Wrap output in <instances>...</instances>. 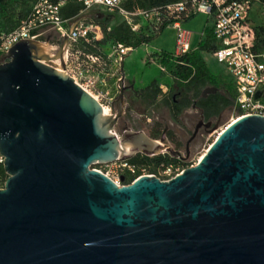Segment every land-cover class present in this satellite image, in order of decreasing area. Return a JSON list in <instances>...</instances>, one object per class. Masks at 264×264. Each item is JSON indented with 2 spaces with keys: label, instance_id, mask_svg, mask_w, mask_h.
<instances>
[{
  "label": "water",
  "instance_id": "95a60500",
  "mask_svg": "<svg viewBox=\"0 0 264 264\" xmlns=\"http://www.w3.org/2000/svg\"><path fill=\"white\" fill-rule=\"evenodd\" d=\"M68 48L21 40L0 64V264H264V116L235 120L171 181L120 187L91 168L181 152L144 131L119 136L134 87L106 115L67 73Z\"/></svg>",
  "mask_w": 264,
  "mask_h": 264
},
{
  "label": "built area",
  "instance_id": "2783aa9c",
  "mask_svg": "<svg viewBox=\"0 0 264 264\" xmlns=\"http://www.w3.org/2000/svg\"><path fill=\"white\" fill-rule=\"evenodd\" d=\"M125 1L79 0L84 7V12L100 8L108 13L117 14L132 26L134 31L141 27L140 24H136V19L151 21L156 18L160 22L158 13L127 11L123 7ZM256 5L251 0H189L168 7L169 14L176 19L170 26L178 31L176 51L173 53L175 58L193 51L191 50L192 33L182 27L183 15L204 13L211 19L216 47L213 56L226 68L232 78L237 91L233 110L240 114V117L264 116V100L261 95L264 91V53L256 51L257 34L253 22ZM63 6L64 2L56 4L50 0H39L31 17L24 21L18 30L2 36L0 55L5 57L8 51L21 40L41 41L49 32L56 33L61 42L69 37L66 55L67 73L102 105L106 115H110L120 89L126 86L125 81L120 78L114 86L110 87L107 80L111 70L108 63L110 58L106 60L104 56L84 53L75 48L80 40L89 42L92 38L96 41L98 33L102 32L98 26H85L79 23L70 34L72 25L67 26L68 22L64 21L60 15ZM113 49L112 54L115 57L114 62L119 76L123 58L133 49L121 44L113 46ZM161 69L162 72H166L165 68L161 67ZM4 161V157L0 154V189L4 188L8 179L6 172L3 175L1 171V167L4 168ZM196 165V163L187 166L168 163L161 165L155 172H151L145 165H134L126 160H119L111 164L95 165L91 169L104 174L122 187L131 185L145 176L171 181L183 174L186 169Z\"/></svg>",
  "mask_w": 264,
  "mask_h": 264
},
{
  "label": "trees",
  "instance_id": "16d2710c",
  "mask_svg": "<svg viewBox=\"0 0 264 264\" xmlns=\"http://www.w3.org/2000/svg\"><path fill=\"white\" fill-rule=\"evenodd\" d=\"M38 1L0 0V41L4 34L9 35L18 30L22 23L31 17ZM50 1L56 4L64 2L60 15L64 21L68 22L67 26H71L73 23L79 21L84 14V7L79 0ZM186 1L189 0H126L123 7L129 12H153L159 14L157 16L160 22L156 18H153L151 21L136 19V24H140L141 26L137 31H134L133 27L117 14L108 13L100 8L86 11L90 15L87 16L85 23H80L85 26H98L103 34V39L99 42L92 38L89 42L80 40L75 48L78 49L77 46L82 43L91 48H93V44L98 45L100 48L99 53L95 55H101L105 58V49L107 47L121 44L127 48L137 49L140 46L148 45L175 22L176 19L169 14L168 7ZM251 1L264 6V0ZM100 14H102V17H99ZM195 16L184 14L181 20L185 22ZM116 18H121V21L113 25ZM210 22L211 19L209 18L208 23ZM255 30L257 34L256 51L264 53V25L260 27L255 25ZM41 41L45 40L41 39ZM61 43L59 38L51 41V44L56 46ZM215 49L213 29L211 26H207L205 37L201 41L198 50L192 51L180 58H175L173 54L165 52L154 53L152 57L156 59L157 63L165 68L166 72L169 71L172 74L175 81V89L173 87L169 93L163 94V90L158 86V82L153 81L144 89H136L135 94L148 107H153L161 102L172 112L175 118L195 104L202 111L205 119H218L226 110L233 109L237 98V91L231 80L212 74L204 61L202 53H214ZM80 51L84 52L83 50ZM4 58L0 55V60ZM149 62L147 61V64ZM131 84L134 85L132 82ZM207 88H216L218 91L204 98L203 91ZM261 95L264 100V91L261 92ZM156 126L157 130H154L152 135H160L162 132L161 127L158 124ZM126 161L134 165H145L151 172H155L161 165L168 163L187 166L186 162L173 158L169 154H161L154 157L138 154ZM1 171L5 175L3 167H1Z\"/></svg>",
  "mask_w": 264,
  "mask_h": 264
},
{
  "label": "rangeland",
  "instance_id": "374dc122",
  "mask_svg": "<svg viewBox=\"0 0 264 264\" xmlns=\"http://www.w3.org/2000/svg\"><path fill=\"white\" fill-rule=\"evenodd\" d=\"M263 10V5L257 4L255 6L253 19L254 24L258 27L264 25ZM88 15L90 14L84 12L79 21L85 23ZM99 17H102V14H100ZM208 17L209 16L207 14L199 13L191 21L182 24V27L184 29L192 32L191 50H196L199 47L202 39V34L207 26ZM119 21H121V18H116L113 25H115ZM177 35L178 31L174 29L173 26H170L150 44L143 45L137 49L131 50L125 56L124 60L123 69L126 77L125 82H132L137 89H140L148 87L153 81H157L158 86L163 90V94L169 93L173 89V87L175 89V81L172 74L169 71L162 72L161 66L157 63L156 59L152 57V55L157 52L175 53ZM56 38H58L56 33L49 32L45 35V41L43 42L49 40L51 43V41ZM60 45L53 46L59 48ZM113 51V47L106 48L107 55L112 54ZM203 58L207 63L209 70L213 74L222 78L229 79V76H227L224 72H221L222 66H220L214 60L215 58L213 56V53H205ZM3 60L4 59H1L0 62H3ZM147 61H150L149 64H147ZM120 78L121 75L118 76V79ZM168 111L169 110L161 102L160 104L153 107H148L146 104L142 103L141 100H138L133 93L128 94V96L126 97L127 114L120 121L116 132L119 136H121L123 131L127 128L128 130L144 131L147 134H151L153 127L156 124L161 127V130H163L165 120L169 124L174 122V120L172 119V115H170ZM182 115L181 116L183 118L181 117V120H183L184 118L191 120L195 119V117L189 116L186 113V110L183 111ZM239 117L240 114H237L233 109L230 108L221 115V119L219 121L218 119H214V124L218 125V128L205 134L201 148L192 153L191 157L186 162L187 165H192L194 163L198 164L209 147L216 141L219 134L227 126H229L233 122V120H236ZM216 131H218V133H215Z\"/></svg>",
  "mask_w": 264,
  "mask_h": 264
},
{
  "label": "flooded vegetation",
  "instance_id": "af4514ba",
  "mask_svg": "<svg viewBox=\"0 0 264 264\" xmlns=\"http://www.w3.org/2000/svg\"><path fill=\"white\" fill-rule=\"evenodd\" d=\"M130 85L132 86V84ZM115 106L117 107L118 105ZM168 112L170 115H172V119L174 120V122L169 124L165 120L164 128L160 135H152L154 130H157V126L154 125L151 135H148L151 138H155L156 140H160L161 138L166 137L169 140L171 146L176 151L181 152V158L176 159H179L183 162H187V160L191 157L192 153L201 148L205 134L214 130V119H205L202 111L197 108L195 104L186 109V113L189 116L195 117V119L193 120L187 118L181 120L183 112L176 118L173 116L171 111ZM126 114L127 112L125 109V115ZM122 118L120 119V121L122 120ZM220 119L221 116L218 118V121ZM126 130L128 129L126 128L123 132H125Z\"/></svg>",
  "mask_w": 264,
  "mask_h": 264
},
{
  "label": "crops",
  "instance_id": "0c3cea01",
  "mask_svg": "<svg viewBox=\"0 0 264 264\" xmlns=\"http://www.w3.org/2000/svg\"><path fill=\"white\" fill-rule=\"evenodd\" d=\"M193 19V18H192ZM192 19H190V20H188V21H185L183 24H185V23H187V22H189V21H191ZM208 20H209V17H208ZM208 20H207V26H211V22L210 23H208ZM78 22V21H77ZM77 22H75V23H73L72 24V27H73V25L74 24H76ZM206 26V27H207ZM174 28V27H173ZM175 29V28H174ZM206 29V28H205ZM192 33V32H191ZM192 37V36H191ZM204 37H205V30H204V32H203V34H202V39H201V41L204 39ZM103 39V34L102 33H98V36H97V42H99V41H101ZM77 48L79 49V50H83L85 53H88V54H93V55H95V54H98L99 53V46L98 45H94L93 44V48H91V47H88V46H86L85 45V43H82L81 45L79 44L78 46H77ZM196 50H198V48L196 49ZM196 50H193V51H196ZM169 54H173V53H169ZM204 54L205 53H202V56H204ZM105 59L106 60H108L109 58H110V60H108V63H110V67H111V70H110V75H109V77L107 78V80H108V84H109V86L110 87H112V86H114L115 84H116V82L118 81V72H117V66L115 65V62H114V59H115V57L113 56V54H108L107 55V53H106V49H105ZM150 55V54H149ZM215 60V59H214ZM216 61V60H215ZM217 62V61H216ZM218 63V62H217ZM207 64V63H206ZM219 64V63H218ZM220 66H222V70H221V72H224L227 76H229V80H231L232 81V78H231V76L229 75V73L227 72V70H226V68L223 66V65H221V64H219ZM120 70H121V65H120ZM212 73V72H211ZM213 74V73H212ZM215 75V74H214ZM125 80H126V78H125ZM128 83H126L125 82V85H126V87H131V82H129V81H127ZM134 88L133 89H129L127 92H126V97L128 96V94H131V93H133L135 96H136V98L138 99V100H140V98L135 94V90L137 89L136 88V86L135 85H132ZM140 89H144V88H140Z\"/></svg>",
  "mask_w": 264,
  "mask_h": 264
},
{
  "label": "bare ground",
  "instance_id": "6f19581e",
  "mask_svg": "<svg viewBox=\"0 0 264 264\" xmlns=\"http://www.w3.org/2000/svg\"><path fill=\"white\" fill-rule=\"evenodd\" d=\"M234 122V121H233ZM203 157V156H202Z\"/></svg>",
  "mask_w": 264,
  "mask_h": 264
}]
</instances>
